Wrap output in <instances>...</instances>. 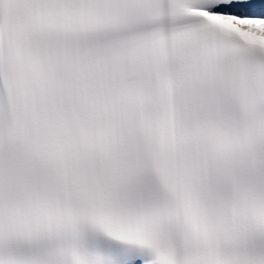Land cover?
I'll return each mask as SVG.
<instances>
[{
	"label": "snow or ice",
	"instance_id": "snow-or-ice-1",
	"mask_svg": "<svg viewBox=\"0 0 264 264\" xmlns=\"http://www.w3.org/2000/svg\"><path fill=\"white\" fill-rule=\"evenodd\" d=\"M0 264H264V0H0Z\"/></svg>",
	"mask_w": 264,
	"mask_h": 264
}]
</instances>
